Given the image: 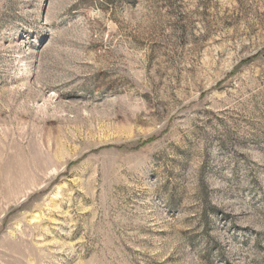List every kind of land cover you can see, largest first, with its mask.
<instances>
[{
    "label": "rangeland",
    "instance_id": "1",
    "mask_svg": "<svg viewBox=\"0 0 264 264\" xmlns=\"http://www.w3.org/2000/svg\"><path fill=\"white\" fill-rule=\"evenodd\" d=\"M0 264H264V0H0Z\"/></svg>",
    "mask_w": 264,
    "mask_h": 264
}]
</instances>
